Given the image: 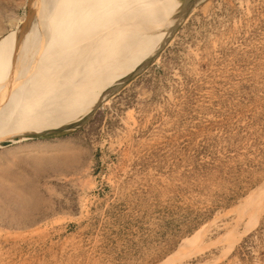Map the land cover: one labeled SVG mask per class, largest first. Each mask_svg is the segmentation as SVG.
<instances>
[{
    "label": "rangeland",
    "instance_id": "374dc122",
    "mask_svg": "<svg viewBox=\"0 0 264 264\" xmlns=\"http://www.w3.org/2000/svg\"><path fill=\"white\" fill-rule=\"evenodd\" d=\"M177 1L158 55L88 120L78 59L121 25L79 10L48 35L40 63L69 77L5 125L0 264H264V207L246 206L264 192V0ZM36 4L0 0V39Z\"/></svg>",
    "mask_w": 264,
    "mask_h": 264
},
{
    "label": "bare ground",
    "instance_id": "6f19581e",
    "mask_svg": "<svg viewBox=\"0 0 264 264\" xmlns=\"http://www.w3.org/2000/svg\"><path fill=\"white\" fill-rule=\"evenodd\" d=\"M35 16L27 24L24 34H9L0 39V146L12 137L4 132L5 125L33 107L38 97L48 91L56 92L69 77L67 64L51 66L56 60L40 63L46 50L49 34L63 25L69 14L79 10L90 11L91 19L100 14L114 19V28L121 25L124 37L117 38L103 51L90 48L78 59L75 85L89 83L95 101L90 105L87 120L116 90L119 83L139 71L141 64L149 63L165 43L164 33L175 26L173 20L179 7L177 0H37ZM186 6V5H185ZM175 19V18H174ZM24 27V28H25ZM21 34V35H20ZM168 34V33H166ZM45 47V48H44ZM89 59L91 62L85 61ZM71 77V76H70ZM68 85V83H65ZM44 134L57 132L43 129ZM42 134V135H44ZM255 196L246 201L250 221L257 220L264 207V192L258 203Z\"/></svg>",
    "mask_w": 264,
    "mask_h": 264
}]
</instances>
